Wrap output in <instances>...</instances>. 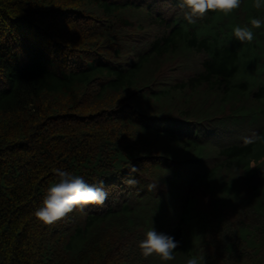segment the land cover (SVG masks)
Instances as JSON below:
<instances>
[{"label":"trees","instance_id":"1","mask_svg":"<svg viewBox=\"0 0 264 264\" xmlns=\"http://www.w3.org/2000/svg\"><path fill=\"white\" fill-rule=\"evenodd\" d=\"M181 9L0 0V264H264V26L231 33L264 9ZM57 169L104 204L38 220ZM150 228L174 260L141 255Z\"/></svg>","mask_w":264,"mask_h":264},{"label":"clouds","instance_id":"2","mask_svg":"<svg viewBox=\"0 0 264 264\" xmlns=\"http://www.w3.org/2000/svg\"><path fill=\"white\" fill-rule=\"evenodd\" d=\"M182 5L183 19L189 24L205 18L209 12L221 13L225 16L241 6L242 0H178ZM253 7L264 9V0H253ZM264 26V18L254 16L246 24H236L231 28L232 37L241 42H252L254 39L253 29ZM58 179L51 183L43 195L41 206L35 211L38 220L45 224H52L77 206L89 204L103 205L109 193L103 187V180L99 185L89 184L81 174L57 169ZM127 183H133L128 180ZM179 242L171 235L157 232L154 228L144 233L137 247L144 257L156 255L160 261L174 260V250ZM202 257L191 255L186 264H201Z\"/></svg>","mask_w":264,"mask_h":264},{"label":"rangeland","instance_id":"3","mask_svg":"<svg viewBox=\"0 0 264 264\" xmlns=\"http://www.w3.org/2000/svg\"><path fill=\"white\" fill-rule=\"evenodd\" d=\"M258 160V159H257ZM254 162V161H253Z\"/></svg>","mask_w":264,"mask_h":264}]
</instances>
